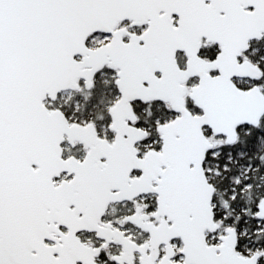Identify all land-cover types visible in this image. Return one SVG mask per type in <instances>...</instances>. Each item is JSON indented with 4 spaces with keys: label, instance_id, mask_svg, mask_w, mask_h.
Masks as SVG:
<instances>
[{
    "label": "snow or ice",
    "instance_id": "obj_1",
    "mask_svg": "<svg viewBox=\"0 0 264 264\" xmlns=\"http://www.w3.org/2000/svg\"><path fill=\"white\" fill-rule=\"evenodd\" d=\"M0 264H264V0H0Z\"/></svg>",
    "mask_w": 264,
    "mask_h": 264
}]
</instances>
